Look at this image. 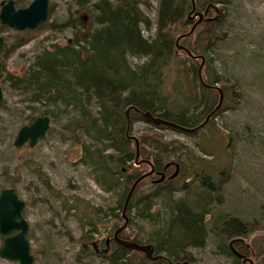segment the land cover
<instances>
[{
	"label": "rangeland",
	"instance_id": "374dc122",
	"mask_svg": "<svg viewBox=\"0 0 264 264\" xmlns=\"http://www.w3.org/2000/svg\"><path fill=\"white\" fill-rule=\"evenodd\" d=\"M108 1L114 3V0ZM29 2L30 0H21L16 6L23 7ZM156 6L157 0H140L137 5L142 16L149 22L148 28L141 23L138 25L141 35L147 39L153 36ZM221 6L226 13L221 23L225 37L209 51L212 70L218 75V80L211 85L221 89L228 81H235L236 88L241 92L238 106L233 110L224 107L230 103L229 94L221 89L222 100L218 108L221 111L209 122L210 116L195 134H185L169 127L155 129L128 113L129 135L138 141L143 137L147 139L142 147L139 143L140 158H146L147 154L152 153L158 142H172L174 150L169 153L168 158L179 166L177 175L172 179L175 185H182L184 182L193 189L199 184L198 178L193 174L199 171L223 178L227 173L221 190L213 194L215 198L218 196L221 203L215 199L209 204L208 213L204 217L207 230L204 245L187 248L193 257L189 264H242L243 258L251 259L253 264H264V0H228ZM50 8L47 23H61L72 15L77 16L78 22L74 27H66L61 31L44 29L31 41L17 47L5 60L3 75L22 73L36 54L53 44L61 45L72 39L82 44L81 38H85L97 27L93 22L96 13L92 3L80 9L73 0H48V10ZM207 15L211 17L214 13L209 10ZM195 19L196 17L190 21L193 23ZM190 26L191 24L178 27L175 37L186 32ZM24 31L6 26L0 29L4 40L0 50L15 43ZM195 34L196 31L182 44L193 42ZM179 41L178 44L181 45ZM175 53V61L165 73V85L160 92L169 94L181 103L191 93L197 96L194 95L197 101L200 83L197 77L193 78L190 66L197 69L200 59L190 58L178 48ZM143 60L142 56H125L130 68H135ZM208 74L203 62L200 75L204 83ZM0 87L3 94L0 101V189L12 187L24 202L22 216L28 224L26 238L33 263L106 264L105 260L93 254L76 259L79 246L77 239L90 226L78 222L77 213L75 216L71 211L66 213L61 207V200L40 184L33 169L40 170L65 201L70 203L76 199L98 209L99 214L93 216L94 223L99 224L103 213H107L102 226H98L99 235H96L97 238L104 239L111 214L118 212L120 216L117 208L120 192L117 188L106 191L89 161L82 162L81 158L82 145L89 150L101 149L103 154L111 152L110 149L105 143L95 141L91 137L92 133L86 134L82 128L76 127L71 131V120L78 114L76 110L59 104L31 102L29 94L21 88L10 87L7 81H1ZM208 94L215 106L218 92L212 88L208 90ZM196 101L194 105L198 103ZM84 107L91 116L96 115L97 106L93 98ZM44 111L49 118L45 135L32 147L26 143L14 146L12 141L17 129L29 123V116L36 117ZM130 148H133L132 142ZM140 170L146 171L147 166L140 165ZM173 170L174 166L170 165L166 175L169 176ZM155 178L156 176L152 179ZM152 179L135 187L134 197L149 192L154 185L150 181ZM184 193V190H175L172 198L184 197ZM167 212V202L161 198L153 200L150 215L146 218L137 216L136 208L126 211L129 223L121 231V236L145 243L165 223ZM222 214L257 224V233L249 238H240L231 245L241 255L238 257L239 263H234L230 256L219 252L218 239L210 231L216 217ZM122 221L121 218L118 223ZM92 235L95 236V233ZM0 264L17 263L0 258ZM244 264H248L247 260Z\"/></svg>",
	"mask_w": 264,
	"mask_h": 264
},
{
	"label": "trees",
	"instance_id": "16d2710c",
	"mask_svg": "<svg viewBox=\"0 0 264 264\" xmlns=\"http://www.w3.org/2000/svg\"><path fill=\"white\" fill-rule=\"evenodd\" d=\"M73 1L80 9L92 3L93 11L96 13L93 16V22L97 27L85 38H81L82 44H78L76 39L67 40L61 45L53 44L36 54L31 64L22 73L3 75L5 60L17 47L25 45L44 29L61 31L66 27H74L78 22L76 15H72L61 23H47L46 19L35 29L25 30L15 43L0 50L2 62L0 82L7 81L10 87L21 88L23 92L30 95L31 102L59 104L64 108L76 110L78 114L71 120V131L76 127L82 128L86 134L92 133L91 137L95 141L105 143L104 145L111 151L103 154L101 149L89 150L87 146L82 145L81 161H89L93 171L98 173L99 181L106 191L118 189L120 193L117 198V208L120 213L131 182L145 172L139 171L140 164L133 165L134 145L130 148V143L133 141L127 138L130 127L128 113L144 121L141 112L148 111L163 120L191 128L203 121L206 114L213 109L214 103L209 97V88L201 84H199L200 92L197 101V96L194 94L196 96L194 97L191 93H188L184 103H181L169 94L160 92L165 85V73L171 68L176 57L175 31L178 27L192 24L186 17L190 9L189 0H157L154 32L149 39L141 35L138 27L140 23L145 28L149 27L148 20L137 8L140 0H114V3L108 0ZM227 2L228 0H194L195 10L202 12L207 7L206 14L193 32L179 41L190 53L204 57V69L209 71L205 83L209 85L218 80V75L212 70L209 51L225 37L221 30V23L226 13L221 4ZM209 10L214 13L211 17L207 15ZM50 14L51 8L48 10L47 17ZM195 31L194 41L182 44ZM126 55L142 56L144 60L135 68H130L125 61ZM190 70L193 78L196 79V67L190 66ZM221 89L229 94L230 103L224 107L235 109L241 95L240 90L236 88V82L228 81L222 85ZM91 98L95 100L97 106L95 116H91L84 107ZM195 101L198 102L196 105H194ZM127 107L130 109L125 115ZM132 107L138 112L132 110ZM220 111L221 109H217L212 113L209 122ZM41 115H46L45 111ZM34 118L29 116V123ZM148 124L155 129L167 127ZM197 130L184 133L195 134ZM146 140L144 137L140 138L138 145L140 143L142 147ZM172 150L174 149L171 141H161L144 159L150 161L153 170L158 174L166 163L172 162L168 158ZM33 171L40 184L61 200V207L66 213L71 211L70 213L74 216L77 213V221L90 226L82 231L77 239L79 246L76 259L93 254L105 260L106 264H176L183 261L191 263L193 257L187 248L204 245L207 235L204 217L208 213L209 204L215 199L221 203L218 196L215 198L213 194L221 190L222 184L227 179V171L224 178L219 177L220 175L212 177L202 171L195 172L193 175L198 178L199 184L190 189L184 182L182 185H175L176 183L172 181L179 171L178 166L174 177H167L154 183L149 192L138 197H134V191L132 192L125 212L136 208V215L140 218L150 215L149 210L155 198H161L167 202V220L160 226L161 228L149 236L145 243L135 238L122 237L121 232L118 234L120 238L150 245L153 255L161 256L150 260L144 254L127 250L111 239L113 231L122 224L118 223L121 220L118 212L111 214L112 218L107 225L109 229L106 235L110 241L106 250L102 251L105 248V237L97 238L98 226H102L101 223L105 221L103 218L107 213H103L99 224L94 223L93 216L99 214L98 209L76 199L70 203L65 201L52 188L40 170L33 169ZM147 179L152 178L142 179L136 187ZM175 190H184L185 196L172 198ZM210 231L218 239L219 252L230 256L234 263H239L238 257L232 252L231 245L240 238H249L257 233V224L243 221L236 216L222 214L216 217ZM92 233H95V236ZM230 241L232 242L229 245ZM92 242H97L98 252L94 251Z\"/></svg>",
	"mask_w": 264,
	"mask_h": 264
},
{
	"label": "water",
	"instance_id": "95a60500",
	"mask_svg": "<svg viewBox=\"0 0 264 264\" xmlns=\"http://www.w3.org/2000/svg\"><path fill=\"white\" fill-rule=\"evenodd\" d=\"M14 1L16 0H6L5 2L1 3L0 6V25H4L8 28H12L18 31L23 30H33L38 25L43 23L48 16V0H30V2L23 7H14ZM190 2V9L186 14V17L191 20L194 17L196 19L191 24L190 28L178 36L175 37L174 43L175 47L182 50L188 57L193 59H200V63L196 69V76L199 83L204 87L214 88L218 92V100L216 105L213 109L206 114L203 121L200 122L197 126L186 128L180 125H177L173 122L163 120L159 117H156L150 114L148 111L141 112V115L146 123L154 124V125H164L170 127L174 130H178L181 132H193L199 128H201L209 119V117L214 113L220 106L222 100V93L221 89L206 84L202 81L200 75V69L204 62V57L200 54H192L190 53L184 46L179 45L178 41L185 36L190 35L196 25L202 21L203 15L206 14L207 7L202 11L195 10L194 0H189ZM3 44V37L0 35V48ZM2 72V62L0 60V75ZM3 98L2 89L0 87V101ZM130 107L125 109V115H127L128 110ZM132 110L138 112V110L132 107ZM49 127V118L46 115H39L36 116L29 124L20 126L14 136L12 144L14 146H21L22 144L26 143L27 146L32 147L39 138L45 135L47 129ZM128 139L133 141L134 145V165H138L140 163H146L149 166V170L143 172L139 176H137L130 184L127 193L124 197L120 216L123 220L122 224L118 226L112 233L111 239L117 243L119 246L136 252H140L144 254L147 259L155 260L160 258V255H153V251L150 245L148 244H139L134 241L126 240L120 238L118 236L119 232H121L127 225V216L125 215L126 206L128 200L131 197L132 192L134 191L138 182L142 179L148 177L153 172V167L150 161L146 159L137 160L139 157V145L137 138L127 135ZM168 165H173L174 170L168 176V178H172L176 175L178 170V165L173 162H168L165 164L164 167ZM163 179V173H159V177L153 180V183L160 182ZM24 207V202L17 196L16 192L12 187H4L0 189V236L1 244H0V258L16 262L17 264H34L33 263V256L30 253L29 243L26 238V233L28 230V224L26 220L22 216V209ZM232 241L229 242V245ZM107 243V239L105 240ZM92 247L94 248L95 243H91ZM106 250V246L102 251ZM232 252L237 256L241 257L239 253L232 249ZM245 260H247L248 264H253L251 259H242V264H244ZM176 264H189L187 261L178 262Z\"/></svg>",
	"mask_w": 264,
	"mask_h": 264
},
{
	"label": "flooded vegetation",
	"instance_id": "af4514ba",
	"mask_svg": "<svg viewBox=\"0 0 264 264\" xmlns=\"http://www.w3.org/2000/svg\"><path fill=\"white\" fill-rule=\"evenodd\" d=\"M6 0H4V1H0V6H1V3L2 2H5ZM21 0H16V1H14V7L15 8H18V6H16V4L18 3V2H20ZM19 7H21V6H19ZM192 23V22H191ZM5 26L4 25H0V28L1 29H3ZM3 42H4V40H3ZM2 46H3V44H2ZM2 48V47H1ZM0 48V49H1ZM0 60H1V56H0ZM207 88H209V89H212V88H210V87H207ZM129 140H131V139H129ZM132 141V140H131ZM141 157V155H139V157H138V159L137 160H140V159H144V158H140ZM145 165V166H147V170H149V166L146 164V163H140V165ZM139 165V164H138ZM137 166V165H136ZM170 165H168V166H166V167H164V168H162V171L161 172H158V174H157V172L155 173V171L153 170V172H152V174L151 175H149L148 177H151V178H153V177H155L156 176V178L157 177H159V173H163V179H165V178H167L168 177V175H166V170H167V168L169 167ZM146 170V171H147ZM162 179V180H163ZM153 180V179H152ZM152 180H150V181H152ZM107 239V243H105V240ZM110 238L109 237H106L105 238V240H104V244H105V246H106V248H107V246H108V244H109V240ZM95 243V246H94V251L95 252H98L99 250H98V248H99V246L96 244L97 242H94Z\"/></svg>",
	"mask_w": 264,
	"mask_h": 264
}]
</instances>
